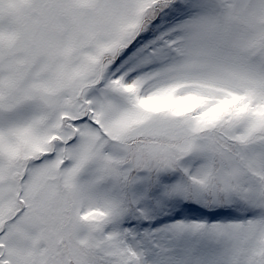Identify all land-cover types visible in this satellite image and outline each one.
Instances as JSON below:
<instances>
[{
	"label": "snow or ice",
	"instance_id": "snow-or-ice-1",
	"mask_svg": "<svg viewBox=\"0 0 264 264\" xmlns=\"http://www.w3.org/2000/svg\"><path fill=\"white\" fill-rule=\"evenodd\" d=\"M0 264H264V0H0Z\"/></svg>",
	"mask_w": 264,
	"mask_h": 264
}]
</instances>
